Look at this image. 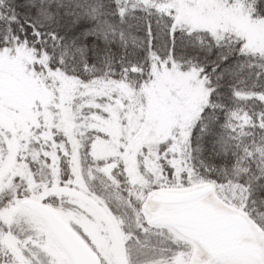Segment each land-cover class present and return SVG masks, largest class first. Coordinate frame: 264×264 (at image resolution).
Instances as JSON below:
<instances>
[{"label": "snow or ice", "instance_id": "obj_1", "mask_svg": "<svg viewBox=\"0 0 264 264\" xmlns=\"http://www.w3.org/2000/svg\"><path fill=\"white\" fill-rule=\"evenodd\" d=\"M0 264H264V0H0Z\"/></svg>", "mask_w": 264, "mask_h": 264}]
</instances>
